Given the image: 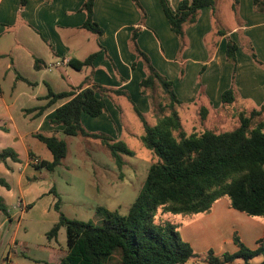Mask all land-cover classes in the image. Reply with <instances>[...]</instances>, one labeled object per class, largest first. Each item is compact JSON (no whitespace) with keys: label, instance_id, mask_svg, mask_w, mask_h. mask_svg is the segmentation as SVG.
<instances>
[{"label":"crops","instance_id":"crops-1","mask_svg":"<svg viewBox=\"0 0 264 264\" xmlns=\"http://www.w3.org/2000/svg\"><path fill=\"white\" fill-rule=\"evenodd\" d=\"M138 1L142 10L133 0H95L94 20L102 33L94 34L83 28L87 18L84 0H28L24 7L21 0H0V152L10 149L18 155V160L0 159V178L9 185H0V198L10 213L9 217L0 213V264H7L14 242L18 248L11 258L19 264H57L67 254L63 228L57 239L47 235L58 222L57 198L52 192H57L55 172L37 168L53 160L52 155L48 159L38 134L69 137L63 134L62 126L51 123L55 111L69 99L47 107L49 89L55 93H79L97 85L109 90L103 95L106 112L96 118L83 114L82 122L90 133L114 141H127L134 134V125L140 126V138L144 135L143 123L123 120L127 108L136 114L138 109L149 124H156L153 103L160 101V96L157 94L152 102L149 95L141 93L140 83L147 77V70L132 50L135 30L140 29L139 48L172 82L182 103L176 107L178 112L179 108H207L209 115L229 106L239 118L241 113L249 114L263 106L264 11L256 9L253 0H239L236 9L234 0H229V15L221 13L219 0H214V9H201L196 24L185 27L183 42L172 32L160 0ZM180 1L167 3L176 12ZM229 41L237 46L235 62L227 57ZM92 47L95 50L86 54ZM94 53L98 55L92 66L78 71L81 74L70 76L68 81L62 73L48 70L50 65L68 61L61 66L68 75L72 59L84 61ZM232 86L236 102L223 106L222 95ZM224 200L217 201L210 213L189 217L182 226L180 232L196 254L213 250L220 256L230 253L228 249L236 253L235 232L251 249H256L264 237L263 220L259 224L232 212L229 200ZM22 229L25 233L20 234ZM19 235L26 237L19 241ZM201 262L195 258L186 264Z\"/></svg>","mask_w":264,"mask_h":264},{"label":"trees","instance_id":"trees-1","mask_svg":"<svg viewBox=\"0 0 264 264\" xmlns=\"http://www.w3.org/2000/svg\"><path fill=\"white\" fill-rule=\"evenodd\" d=\"M27 2L21 0V6L24 7ZM133 2L142 10L138 0ZM94 3L95 0H84L83 10L87 18L83 28L101 34L102 29L94 20ZM160 3L172 32L181 42L185 40V27L196 24L200 10L215 8L214 0H181L176 12L171 10L167 0H160ZM238 3L239 0H234L235 9ZM253 3L256 9L264 11V0H253ZM139 33L140 29L133 32L131 42L132 50L144 62L147 70L140 90L143 95H149L152 102L156 101L158 94L160 101L153 103L157 111L155 125L149 124L138 109L136 112L145 129L142 143L160 161L150 166L144 186L128 214L122 216L100 207V225L69 219L61 211V198L52 189L57 198L55 210L58 222L47 235L51 240L57 239L59 231L65 228L67 238V254L57 264H112L116 255L120 258V264H186L195 259L197 254L192 245L184 240L173 223L155 221L159 208L164 213L174 215L207 214L217 201L226 198L234 210L249 217H260L264 222V104L249 114L241 113L240 124L232 131L217 133L206 130L200 134H187L176 108L182 103L174 92L173 84L158 72L150 57L139 48ZM236 49L235 43L229 41L227 57L233 62L236 61ZM97 55L94 53L84 61L72 59L69 66L81 71L91 67ZM252 57L257 60L254 53ZM106 92L109 90L97 85L79 93L75 90L55 93L49 89L47 107L59 100L69 99L55 111L51 123L62 126L65 136L102 140L118 169L122 170L125 162L121 155H134L127 144L90 133L82 122L83 114L96 118L106 112L107 104L103 97ZM235 102L236 94L232 86L223 93L222 104L226 106ZM36 110L39 109H33ZM207 116L208 109L202 108V119ZM36 137L53 156L52 161L43 162L37 168L55 172L68 155L66 140L55 134H38ZM8 157L18 160L13 150L0 152L2 161ZM0 185L9 188L2 178ZM0 213L10 215L2 198ZM234 243L238 247L236 253L219 256L210 250L202 260L208 264H235L236 260L241 259L245 261L243 264H251L249 261L253 258L264 257V237L258 241L256 249H251L235 232ZM260 264H264V261Z\"/></svg>","mask_w":264,"mask_h":264},{"label":"rangeland","instance_id":"rangeland-1","mask_svg":"<svg viewBox=\"0 0 264 264\" xmlns=\"http://www.w3.org/2000/svg\"><path fill=\"white\" fill-rule=\"evenodd\" d=\"M228 4L229 0H219L221 13H228L229 15ZM95 48L88 49V51H85L86 54L93 52ZM64 70L61 67L55 68L54 73H62L66 81L69 80L70 76L77 77L81 74L71 67L67 68L68 75ZM234 112L233 107H220L218 111L210 112L207 118L203 120L201 110L191 108L187 111L179 108L183 126L189 134H200L206 130L217 133L232 131L240 124L239 118ZM122 118L125 122L131 123L137 121L139 125H142L141 120L138 119L133 109L129 110L127 108ZM148 119L151 122L153 120L152 117ZM133 127L134 134L125 142L134 155H121L125 162L122 170L118 169L110 150L104 145L102 140L85 139L83 137H64L68 142V155L62 165L53 174V178L57 193L61 198V211L69 219L100 225L102 223V216L98 212L100 207L116 211L122 216L128 214L130 207L144 186L150 166L160 161L157 156L144 147L140 138L141 132L139 133L140 126L134 125ZM41 145L45 147L48 159H51L52 153L42 142ZM224 201H227V199ZM232 212L239 213L243 215L242 217L257 221L259 224L262 221L259 217L251 218L235 210H232ZM191 216L194 215L164 213L163 209L159 208L155 221H169L181 231L182 226ZM246 229L248 230L249 228H244L243 230ZM238 230H241L240 226ZM23 233L25 231L22 229L20 234ZM62 233V238L64 239L63 246H67L64 228L62 229ZM25 237V235H19V241L24 240ZM248 246L251 248L250 245ZM228 252L231 253V249H228ZM205 255L197 253L196 258L203 259ZM263 261V256H257L249 262L251 264H260ZM244 262L238 259L235 261V264H243ZM112 264H120L118 255H116ZM201 264L208 263L203 261Z\"/></svg>","mask_w":264,"mask_h":264},{"label":"built area","instance_id":"built-area-1","mask_svg":"<svg viewBox=\"0 0 264 264\" xmlns=\"http://www.w3.org/2000/svg\"><path fill=\"white\" fill-rule=\"evenodd\" d=\"M67 64H68V61H59V62H57V63H55V64H53V65H50V66L48 67V70L51 71V70H53V69H55V68H58V67H61V66L67 65ZM34 162H35L36 164H38L40 161H39L38 159H36ZM17 248H18V245H17V243L14 242V243L11 245V250H10V252L7 254V264H19L18 262L14 261V260L11 258V255H12L15 251H17Z\"/></svg>","mask_w":264,"mask_h":264}]
</instances>
